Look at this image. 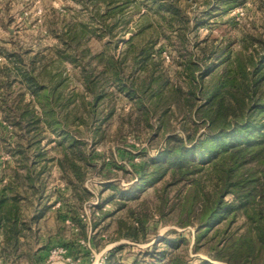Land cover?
Segmentation results:
<instances>
[{
	"label": "trees",
	"instance_id": "trees-1",
	"mask_svg": "<svg viewBox=\"0 0 264 264\" xmlns=\"http://www.w3.org/2000/svg\"><path fill=\"white\" fill-rule=\"evenodd\" d=\"M216 1L224 10L237 5L236 0ZM238 30L233 42L216 43L209 38L198 42L196 56L182 60L174 72L175 77L182 76L176 83L163 70L161 52L154 49L150 36L146 41L141 36L136 44L133 36L125 42L121 62H130L138 74L128 84L117 60L71 47L75 38L64 35L59 58L79 70L89 98L87 117L81 121L85 133L71 128L75 120L61 112L65 103L34 76L35 57L27 65L20 56L13 60L9 56L13 70H1L5 79L0 81V110L1 119L12 126V143L6 142H10L8 150L22 173L10 169L8 179L0 180V258L17 259L26 253V246L30 251L29 245L36 242L32 224L46 208L43 177L51 162L77 203L92 196L82 183L88 174L103 169V161L98 166L93 160L98 156L94 148L102 137V126L114 116L111 101L118 91L133 101L139 118L161 121L173 104L185 111L191 127L183 128L181 134H163L154 157L142 155L132 163L133 181L128 189L116 193V182L103 184L111 191L107 199L113 208L101 210L92 228L114 217V240L146 241V207L127 208V203L152 188L154 213L180 229L190 228L192 234L186 237L172 229L173 237L164 234L129 259L122 253L130 247L119 244L103 263L191 264L190 252L208 258L197 257L196 264H264V17L257 31ZM16 78L31 101L23 92L13 98L8 95ZM47 135L55 140H48ZM86 136H90L92 148ZM43 143H54L58 157L49 158ZM29 206L35 214L26 218ZM75 208V203L67 206L71 220H75ZM121 211H126L127 219L116 216ZM31 255L28 252L27 258Z\"/></svg>",
	"mask_w": 264,
	"mask_h": 264
},
{
	"label": "rangeland",
	"instance_id": "rangeland-1",
	"mask_svg": "<svg viewBox=\"0 0 264 264\" xmlns=\"http://www.w3.org/2000/svg\"><path fill=\"white\" fill-rule=\"evenodd\" d=\"M236 2L237 5L224 10L216 0H0V81L5 79L4 72H1L4 67L13 70L9 56H12V60L13 56H20L27 65L35 57L32 65L34 76L40 85L46 86L61 103H65L61 112L68 116V120H75L71 128L77 127L79 132L85 133L81 121L87 117L85 103L89 98L79 70L59 58L58 52L62 53L64 48L61 38L74 37L71 47L87 49L91 54L105 53L117 60L118 67L125 74L124 80L129 84L137 80L138 74L130 62H121L125 42L133 36V43L136 44L141 36H145V41L150 36L155 42L154 49L161 52L163 70L170 76L171 82L176 83L182 80V76L175 77L174 72L179 70L182 60L196 56L195 45L198 42L205 38L214 39L216 43L229 39L233 42L237 29L242 32L260 29L264 0ZM66 32H69L67 37ZM12 75L10 73V82L14 80ZM113 86L109 87L114 91ZM20 92L25 94L27 101L32 100L28 91L21 89L17 79L7 93L13 98ZM111 105L114 116L102 126V137L94 148L100 159L97 156L93 160L98 166L103 161V169L101 173L88 174L82 183V187L92 196L77 203L66 189L55 163L51 162L47 175L43 177L46 182L43 198L46 208L41 219L32 224L36 242L29 245L30 251L26 246V253L17 259L4 261L0 258V264H104L107 253L119 244L130 247L122 253L123 258L129 259L130 255L147 250L164 234L173 237L172 229L183 232L186 237L192 234L190 228L180 229L170 220L161 219L154 213L155 195L152 188L140 192L138 200L127 203V208L145 205L149 216L146 241L114 240V217L92 228L93 221H99L101 210L113 208L107 199L111 191L104 189L103 184L108 180L116 182V193L128 189L133 181L132 163L141 160L142 155L154 157L163 134H181L183 128L191 127L185 111L176 109L173 104H170L161 121L139 118L133 101L118 91L112 97ZM11 130L12 126L1 119L0 110L2 183L11 174L10 169L22 173L8 150V144L12 143ZM84 138L88 147L92 148L90 136ZM47 139L53 141L55 137L47 135ZM43 145H46L49 158L58 157L57 149H53L54 143ZM126 171L129 174H125ZM74 203L76 217L71 220L67 206ZM29 207L26 218L35 214V210ZM116 216L127 219L126 211ZM108 223L109 227L103 229ZM28 252L32 254L29 259ZM188 257L191 264L197 263V257L208 260L201 253L189 252ZM65 258L71 261L65 262Z\"/></svg>",
	"mask_w": 264,
	"mask_h": 264
},
{
	"label": "built area",
	"instance_id": "built-area-1",
	"mask_svg": "<svg viewBox=\"0 0 264 264\" xmlns=\"http://www.w3.org/2000/svg\"><path fill=\"white\" fill-rule=\"evenodd\" d=\"M61 252L65 253V251H62V250H61ZM70 261H71L70 258H65V262H70Z\"/></svg>",
	"mask_w": 264,
	"mask_h": 264
}]
</instances>
